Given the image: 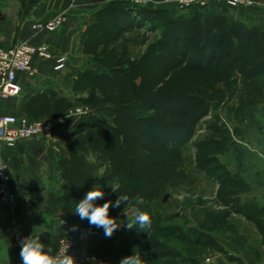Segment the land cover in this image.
Wrapping results in <instances>:
<instances>
[{"label":"rangeland","instance_id":"rangeland-1","mask_svg":"<svg viewBox=\"0 0 264 264\" xmlns=\"http://www.w3.org/2000/svg\"><path fill=\"white\" fill-rule=\"evenodd\" d=\"M80 3L87 7H80ZM128 7L138 21L139 10L153 12L155 22H142L143 27L129 32L119 30L116 10ZM210 10H177L122 0H72L50 16L66 11L65 21L57 30L39 32L59 36H52V43L39 42L48 45L51 59L36 60V75L22 74V91L0 98V109L32 120L64 119L58 129L61 142L41 139L44 144L59 146L57 153L62 154L56 158V169L42 171L39 179L28 177L20 185L11 178L25 231L39 238L46 249L51 248L53 255L59 251L62 239L77 237L86 228L96 235L84 243L93 257L85 264H119L123 257L134 253L143 264H240L230 257H239L241 249L252 248L260 240L256 225H264V161H260L263 158L258 146H252L254 150L245 146L244 152L242 146L256 137L244 132L256 121V111L244 104L255 107L264 102V74L256 80L247 79L246 74L264 57V22L254 24L261 31L260 41L233 68L214 65L192 70L185 60L160 54L154 48L166 25L180 27L183 21L205 17ZM212 10L245 23L240 18L247 9ZM50 18L33 19L31 28L34 22ZM126 47L129 60L122 62ZM61 56L66 58V66L56 72L54 62ZM102 75H127L131 81L121 89L116 83L108 87L109 81L99 78ZM169 93L191 97L194 110L199 104L202 110L189 118L162 115V123L185 124L202 115L207 106L209 113L201 118L194 136L182 148H166L165 138L158 136L151 150H146L123 117L140 118V95ZM85 133L97 137L98 151L106 159L98 160L94 155L71 157L72 142ZM16 147L3 146L0 153H13L11 149ZM250 152H254L253 163L248 168ZM4 161L10 163L7 158ZM91 165L96 167L93 173ZM114 171L118 174L109 183L99 181ZM95 175L98 177L91 180ZM94 187L105 193L102 200L96 201L98 205L115 202L119 195L142 197L143 204L130 201L111 208L109 214L126 224L124 209L134 216V208L139 207L150 215V229L146 232L122 226L106 238L103 229L85 225L74 210L76 202ZM28 204L33 205L34 216L41 218V228L55 229L54 235H32L27 230L21 209ZM0 206L8 208L1 201ZM226 211L230 216L220 224L219 216ZM50 216H55L57 227L53 228ZM9 222L11 232V219ZM14 248L20 257V250Z\"/></svg>","mask_w":264,"mask_h":264},{"label":"trees","instance_id":"trees-1","mask_svg":"<svg viewBox=\"0 0 264 264\" xmlns=\"http://www.w3.org/2000/svg\"><path fill=\"white\" fill-rule=\"evenodd\" d=\"M116 11L117 28L124 32L143 27L145 23L142 22L152 23L156 20L153 12L146 13L144 10H139L141 21H138L137 17L131 13L130 7ZM260 38L261 31L257 26L229 19L222 13L210 10L205 17L196 16L194 20L183 21L180 27L166 25L155 41L154 48L160 54L185 60L188 68L192 70L202 71L214 65L236 67L247 58L250 48L258 43ZM123 52L122 62H128V47ZM246 74L249 80H256L263 75L264 57L257 65L250 67ZM99 78H106L109 81L108 87H112L116 83L119 89L131 81L127 75L108 78L102 75ZM190 98L175 93L140 95L138 107L140 118L123 117V120L142 148L151 150L152 144L156 142L158 136H161L165 138L166 148L180 149L192 139L201 118L209 113L208 106L202 115H197L196 118L185 124H164L160 117L171 115L189 118L193 113L201 111V104L196 106V111L194 110L193 101ZM41 104L43 105V103ZM145 114L150 115L146 116ZM70 154L76 159L89 155H94L98 160L106 159V156L101 155L102 153L98 151L97 137H92L88 133L79 136L72 142ZM95 170L96 167L91 165L90 173ZM117 174V171H114L106 177L100 178L99 181L109 183ZM97 177L95 175V177H91V180ZM229 216V211L219 216L220 224H224ZM85 221L84 224L89 226L87 220ZM230 259L242 264L239 257H230Z\"/></svg>","mask_w":264,"mask_h":264},{"label":"built area","instance_id":"built-area-1","mask_svg":"<svg viewBox=\"0 0 264 264\" xmlns=\"http://www.w3.org/2000/svg\"><path fill=\"white\" fill-rule=\"evenodd\" d=\"M140 5H151L160 8H173L180 10L213 9L224 7L231 10H244L253 7L264 8V0H122ZM66 11L56 16L32 24V28L41 31H55L65 21ZM52 54L45 43H32L28 40L19 41L12 47L0 46V98L18 95L22 91L20 76L26 74L34 77L37 73L36 62L51 59ZM37 60V61H36ZM66 66V58L58 57L54 62V71L60 72ZM64 119L57 121L32 120L23 115L13 113H0V145L8 148L16 147L22 141L40 138L53 143L61 142L58 134L59 127ZM0 201L7 205L11 219V237L14 246L21 250L22 238L30 237L25 231L23 222L18 213V202L11 186L9 164L0 159ZM96 233L86 228L77 237L66 236L60 243L57 253L68 249V253L75 258L76 264L90 263L93 257L83 247ZM56 253V254H57ZM55 255V254H54Z\"/></svg>","mask_w":264,"mask_h":264},{"label":"crops","instance_id":"crops-1","mask_svg":"<svg viewBox=\"0 0 264 264\" xmlns=\"http://www.w3.org/2000/svg\"><path fill=\"white\" fill-rule=\"evenodd\" d=\"M70 1L72 0H0V46L11 47L21 40H28L32 43H52V36L55 37V35L45 32L35 33L31 28V21L33 19L50 18ZM80 7L85 8L87 5L82 3ZM241 15L240 19L246 24L254 25L255 23L259 24L261 21L264 22V8L262 7L244 10ZM55 38L58 39L59 36ZM53 44L56 45V41ZM244 107L256 111L253 114L256 115L255 126L250 129H244L245 134L250 136L255 134L256 137L250 140L251 142L247 141L244 143L242 152L247 150V148L253 149L252 146L254 145L258 146V153L263 158L260 161H264V102L258 103L255 107L250 104H244ZM0 112H2L1 109ZM2 147L0 146V152ZM11 150L13 153H0V159H9L11 178L17 185H20L21 181L27 180L28 177L32 178L35 176V179H39L42 171L48 172L56 169V158L62 154L57 153L60 151L58 145L44 144L40 138L25 140ZM39 150L43 151V153H37ZM250 153L249 157H247L248 168H251V163H253L251 157H253L254 152ZM249 181L252 182L251 179ZM27 200L30 201L29 199ZM30 203L32 204V202ZM31 207L33 205L28 204V206H23V210L21 209L27 230L32 235L46 234V232L54 235L55 229L45 230L41 228L39 223L41 218L34 216L35 213L32 212ZM6 209L3 207L0 209V264H22L21 257L16 254L17 251L12 242L9 222L10 214L8 208ZM26 211H29V216L26 215ZM262 212L264 213V211ZM51 218L53 219V228L57 227L58 223L55 216H50L49 219ZM256 230L260 235V240L252 248L241 249L239 258L242 264H264V225L257 224Z\"/></svg>","mask_w":264,"mask_h":264},{"label":"clouds","instance_id":"clouds-1","mask_svg":"<svg viewBox=\"0 0 264 264\" xmlns=\"http://www.w3.org/2000/svg\"><path fill=\"white\" fill-rule=\"evenodd\" d=\"M3 169V168H0ZM105 193L98 187H94L88 191L83 199L76 202L74 214L80 220H87L88 224L97 229H103L106 238H110L115 231L120 227H125L128 230L134 227L140 231H146L151 227L150 215L142 211L139 207L134 208L135 215H127V223H119L118 219L110 216L111 208H120L122 204L134 201L136 205L144 203L140 196L130 197L129 195H119L115 202L108 200L103 204H97V200H102ZM75 230V226L73 227ZM21 250L20 257L22 264H76L75 258L68 253V249L52 254L51 248H45L44 243L39 238L33 236L22 238L20 241ZM119 264H143L141 257L137 254L125 256L121 259Z\"/></svg>","mask_w":264,"mask_h":264}]
</instances>
